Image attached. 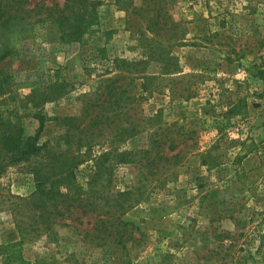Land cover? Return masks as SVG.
Wrapping results in <instances>:
<instances>
[{"label":"rangeland","instance_id":"1","mask_svg":"<svg viewBox=\"0 0 264 264\" xmlns=\"http://www.w3.org/2000/svg\"><path fill=\"white\" fill-rule=\"evenodd\" d=\"M93 1L101 3L99 23L76 40L49 14L66 0H0V54L7 52L1 63L12 73L0 110L33 135L42 108L48 120L40 142L48 141L50 152L8 165L0 176V246L23 240L33 264H264V0L166 1L186 31L169 47L182 70L161 75L152 95L127 99L124 108L140 119L163 109L160 132L177 145L169 154L181 150V161L166 171L171 181L165 186L147 181L143 205L169 202L178 210L147 217L145 242L129 243V255L104 238L97 222L102 205L138 182L140 164L118 163L112 154L97 175L96 161L119 145L149 148L153 129L144 124L120 140L119 126L130 124L119 116L98 128L87 124L102 112V100L94 102L105 69L117 57L146 58L151 51L143 36L152 33L146 17L130 24L115 0ZM130 2L121 4L130 10ZM7 7H20L23 15L8 17ZM146 70L157 72L159 65ZM129 81L127 75L117 83ZM141 81L128 84L132 94L135 86L141 91ZM66 116H78V125L67 126ZM81 129L92 136L80 135ZM53 153L60 161L50 158ZM63 161L74 162L70 174ZM91 180L98 183L92 187ZM0 264H6L1 254Z\"/></svg>","mask_w":264,"mask_h":264},{"label":"trees","instance_id":"2","mask_svg":"<svg viewBox=\"0 0 264 264\" xmlns=\"http://www.w3.org/2000/svg\"><path fill=\"white\" fill-rule=\"evenodd\" d=\"M123 0H115V3L120 8L128 11L126 20L130 24L137 25L139 20L146 17L149 21L148 28L152 33V36H143L147 39V46L151 51L146 58L129 59L127 57H117L112 60V63L105 69V73L101 77V82L98 87L101 92H98L96 101L102 100L100 104L99 114H96L88 122V128H98L99 124H110L116 118H123L130 124V127L122 126L118 135L120 140L124 139L131 134L135 135L144 129V124H149L152 127V142L149 148H136V149H122L121 146H116L115 151L107 150L100 154L97 159L98 171L97 175L101 174V170L105 168V161L113 154L118 163L137 162L140 164V178L132 188H128L122 191H118L114 198V203H106L102 205V217L98 219V230L104 234V238H110V241L120 245L123 250L127 251L129 255V243L132 246H141L145 242L146 233L144 226L147 217L151 218H163L178 210L176 205L169 202H162L157 205L147 203L143 205L145 199L149 196L148 192L150 188H147V181H150V185L153 187L165 186L171 179L168 178V170L181 161V150L175 154H169L168 150L176 148V144L172 145L168 143L170 136L160 132L162 126V110H156L155 113L143 116L141 119L139 113L132 112L130 114L128 108L125 109V103L127 99H131L134 102L137 99H146L153 94L154 88L160 86L157 80L161 78V75H172L180 72V64L178 58L172 53L169 47L177 45L180 41V36L186 31L182 29V23L173 18V16L167 11L165 5L167 0H141V3L136 5L133 0L129 4L134 5L130 10L121 4ZM19 2H16V4ZM9 5H15L14 2H8ZM100 2H94L93 0H66L63 7H55L50 11V15L55 19L54 21L61 28V31L65 35H70L72 39H80L84 36L92 27L99 23V9ZM14 9V10H13ZM16 8H6L8 17H17L19 12ZM141 17V18H140ZM186 43V38L182 40ZM169 48V49H168ZM102 51V49H101ZM7 52L0 54V94L6 93L11 90L12 73L10 71V65L1 63ZM156 62L159 65L157 72H147V67ZM142 64V65H141ZM138 65L140 67H138ZM116 72L112 74L114 71ZM118 70V71H117ZM124 71H128L125 73ZM130 76V81L127 84L122 82L117 83L119 79ZM174 76V75H172ZM141 78L140 82L141 91L136 92L137 86H135L134 93L132 94L131 88L128 84L135 83L137 79ZM163 79V78H162ZM174 79V78H173ZM129 92V94H128ZM32 94H35L33 91ZM51 98H46V101ZM93 101H91L92 103ZM117 105V106H115ZM90 106L87 104V111H90ZM92 111H95L93 109ZM108 112V113H103ZM35 115L39 118V127L35 134H26L20 119L13 121L8 118H4L2 111L0 110V176L4 172L8 165L20 162L29 161L34 157H38L42 154H49L48 141L40 142L42 132L45 129L46 121L48 117L45 112L40 108ZM63 122L70 128H74L78 125V116H66L61 118ZM146 121L144 123L143 121ZM187 131V130H186ZM185 131L182 130L181 133ZM193 133L195 132L192 131ZM83 133V134H82ZM85 133L84 129H81L80 135L90 136ZM160 133V134H159ZM92 136V135H91ZM192 137V135H189ZM81 136H79L80 138ZM82 138V137H81ZM46 149V150H45ZM50 158H54V161L58 160L57 155H51ZM203 153L202 163L205 165L209 163V160L205 158ZM239 159L242 157H238ZM75 159V158H73ZM104 159L102 163L99 160ZM74 161V160H72ZM74 162H61L62 168H67V172L71 173V166ZM219 162L213 160V166H218ZM69 167V168H68ZM165 175V177L163 176ZM41 176V175H40ZM97 180H91L90 185L95 186ZM132 212L133 217L138 216L140 220L136 221L131 218H127L129 212ZM131 215V216H132ZM136 231L140 234L136 235ZM0 254L6 264H33V261L26 257L23 253V240H14L11 242L1 244ZM127 264H134L131 259L127 260ZM145 264H153L147 262Z\"/></svg>","mask_w":264,"mask_h":264}]
</instances>
